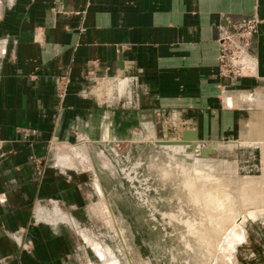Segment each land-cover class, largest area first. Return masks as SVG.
Listing matches in <instances>:
<instances>
[{
	"label": "crops",
	"instance_id": "obj_1",
	"mask_svg": "<svg viewBox=\"0 0 264 264\" xmlns=\"http://www.w3.org/2000/svg\"><path fill=\"white\" fill-rule=\"evenodd\" d=\"M252 15L241 74L219 76V30ZM263 109L264 0H0V264H92L77 228L109 153L183 130L219 145Z\"/></svg>",
	"mask_w": 264,
	"mask_h": 264
},
{
	"label": "rangeland",
	"instance_id": "obj_2",
	"mask_svg": "<svg viewBox=\"0 0 264 264\" xmlns=\"http://www.w3.org/2000/svg\"><path fill=\"white\" fill-rule=\"evenodd\" d=\"M233 76L237 75L229 77ZM250 124H240V136L235 140L216 146L213 144L217 143H210L212 151L204 157L199 156L208 147L203 142L191 147L194 157H189L160 147L154 142L158 139H142L131 146L124 142L115 154L109 153L113 169L100 173L104 188L94 187L96 195L89 203L87 220L78 224L84 231L77 228L81 240L95 256L92 264H104L106 258H116L121 264H212L220 260L224 264H264V204L258 200L254 204L252 198L244 206L238 203L240 216L230 226L224 223L228 229L220 232L222 236L218 238L211 229L214 218L204 203L205 188L200 186L218 179L228 184L227 191L236 197L242 191L239 187L243 180L263 176L259 144L248 143L246 138L252 129L262 131L264 140V122L252 120ZM193 189L199 195L195 192L190 197L188 193ZM51 210L46 206L40 209ZM186 219L192 222L193 229L199 227L203 235L198 236L205 243L190 234ZM63 224L76 227L72 218ZM82 234L88 235L92 246L99 245L102 254L94 249L96 255Z\"/></svg>",
	"mask_w": 264,
	"mask_h": 264
},
{
	"label": "bare ground",
	"instance_id": "obj_3",
	"mask_svg": "<svg viewBox=\"0 0 264 264\" xmlns=\"http://www.w3.org/2000/svg\"><path fill=\"white\" fill-rule=\"evenodd\" d=\"M162 141H169L170 142V141H175V140H162ZM189 142L190 143H183V144L171 143V144L161 145L160 147H162L164 149H167V150H169L171 152H180V153L184 154L185 156L194 157L193 156V152H192V148H191V146H192L191 143H193V145H196L198 147L200 145L201 141L196 139V140H190ZM254 142H257L259 144V147L261 148V150H260L261 154H262L261 168H262L263 176L260 177L258 180H251L250 178H248L246 180H243L240 183V187H239L242 191H241V193H238L239 194L238 196L237 195H236V197L232 196L227 191V187H229L228 184L221 183V182L217 181L218 179L216 181H212V183H209V182L200 183V186L205 188L202 191V194H203V197H204L205 206H206V208L208 210V213L211 215V217L213 216V218H214L213 226H212L211 229L213 230L212 232H214V234L217 235L218 238H220L222 236L220 234V232H222L223 230L228 229V226L232 225L235 222V219L240 216L239 213H238V210H237L238 203H239L240 206H244L245 203L246 204L248 202L251 203L252 202L251 198H252V199H254V201H253L254 204L257 202V200L259 201V203H261V205L264 204V140H262V139L254 140ZM214 145L216 146L217 144H213V146ZM209 148L212 149L211 146H209ZM195 158H196V156H195ZM200 159H202V158H200ZM183 168H185V167L183 166ZM183 172H185V171L183 170ZM189 178L190 177H188V179ZM186 181H187V179H186ZM186 181H184L183 183H185ZM185 184L187 185V183H185ZM236 184H238V182ZM195 192L197 193L196 196L199 195L197 189H195V190L193 189V190L189 191L188 194H189L190 197H192L193 195H195ZM192 200L193 199H191V201ZM245 200H247V202ZM193 202H194V200H193ZM254 211H256V209ZM247 212L251 213V211H247ZM188 219H186L184 221H185V225L187 226L188 231L190 232V234L194 238L196 237L197 240L199 239L200 242L203 240L204 243H205V240L202 238V236L201 237L198 236V235L202 234V232H200L199 227L196 228V229H193L194 225ZM190 223L192 224V226L189 225ZM224 223L228 224V226H225ZM200 228H201V226H200ZM237 228L238 227H236V229ZM234 231L232 230V232H234ZM237 234H238V232H237ZM232 236L235 237V233ZM240 237H241V235L237 236L238 239ZM238 239H235V240H238ZM93 246H94V249L96 251H98L100 254H102V251H101L99 245L97 246L96 244H93ZM222 257H223V255L221 256V258ZM104 264H121V263L116 258H113V259L106 258L105 261H104ZM212 264H224V262L220 260V262L212 263Z\"/></svg>",
	"mask_w": 264,
	"mask_h": 264
},
{
	"label": "built area",
	"instance_id": "obj_4",
	"mask_svg": "<svg viewBox=\"0 0 264 264\" xmlns=\"http://www.w3.org/2000/svg\"><path fill=\"white\" fill-rule=\"evenodd\" d=\"M257 22L258 18L255 15L237 21L226 19V27L219 30L217 38L219 76L227 78L241 74L242 62L248 53L247 44L255 32ZM67 83L68 77L65 74L57 78L55 91L59 98H63ZM36 220L40 219L36 217Z\"/></svg>",
	"mask_w": 264,
	"mask_h": 264
},
{
	"label": "water",
	"instance_id": "obj_5",
	"mask_svg": "<svg viewBox=\"0 0 264 264\" xmlns=\"http://www.w3.org/2000/svg\"><path fill=\"white\" fill-rule=\"evenodd\" d=\"M190 140H196V136L193 131H188V130H183L181 132L180 139L175 140V141H162V140H154V142L161 146V145H166V144H171V143H176V144H183V143H190ZM201 143V142H200ZM202 144V143H201ZM204 147L208 146V148H204L201 150L200 157H204L206 154L208 155L212 149L209 148L210 143H203Z\"/></svg>",
	"mask_w": 264,
	"mask_h": 264
}]
</instances>
